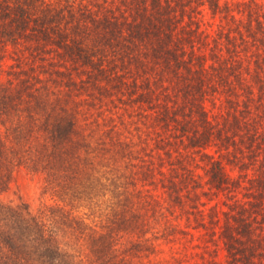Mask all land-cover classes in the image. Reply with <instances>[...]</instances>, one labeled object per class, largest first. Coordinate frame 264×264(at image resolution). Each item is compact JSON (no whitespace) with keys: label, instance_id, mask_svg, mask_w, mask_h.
<instances>
[{"label":"trees","instance_id":"16d2710c","mask_svg":"<svg viewBox=\"0 0 264 264\" xmlns=\"http://www.w3.org/2000/svg\"><path fill=\"white\" fill-rule=\"evenodd\" d=\"M5 54L0 190L22 167L47 199L0 200V264H81L80 241L90 264H124L118 238L175 233L138 185L155 151L223 264H264V0H0Z\"/></svg>","mask_w":264,"mask_h":264},{"label":"rangeland","instance_id":"374dc122","mask_svg":"<svg viewBox=\"0 0 264 264\" xmlns=\"http://www.w3.org/2000/svg\"><path fill=\"white\" fill-rule=\"evenodd\" d=\"M205 17L207 18L205 20L207 26L212 19L208 14H206ZM9 50L10 46H7V54H9ZM7 54H5L0 60V65L8 60ZM92 112L96 114V111ZM151 156L152 159H149L150 157H147L146 155L147 158H145V160L148 159V162L152 161L151 163H153L152 165L154 166L156 179L154 180L151 177L153 180L152 184L138 185L142 192L152 193L161 200L166 199L164 200L165 205H167V201H169L168 204L170 210L163 209V211L169 217V222L176 226L175 233L165 237L160 234V230L158 231L157 238H154L150 233H147L149 239H146V241H141L142 239L140 240L137 238L136 234H130L127 238L120 237L117 239V246L119 247L118 256L124 254L127 258L125 262L126 264H210L209 261L212 258L217 264H223L225 251L217 233L213 241L206 242L199 237L200 232L203 230L199 227H194L196 221H194L193 216L188 220V212H186L185 207H181L179 204L172 205L170 201L174 195H168L169 190H165L163 186H160V181L158 180L160 175L156 172L159 162L158 154L155 151ZM167 166L168 163L164 161V164H162L161 167L163 170H167ZM43 186L44 180L42 174H33L21 167L16 169L9 187L4 191L0 190V200L9 204H19L21 202L27 203L31 212H35L47 199V193L43 190ZM200 197L205 199L204 195H201ZM212 197L213 198L208 201L207 205L215 204L221 206L223 196L221 194H215ZM85 211L86 209L82 207H78L76 210V212L79 213ZM126 248H128V251L124 253ZM73 252L76 254L77 260L81 264H90V258L87 256L84 244L81 243V241ZM118 264L122 263L119 262Z\"/></svg>","mask_w":264,"mask_h":264}]
</instances>
